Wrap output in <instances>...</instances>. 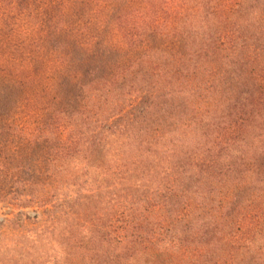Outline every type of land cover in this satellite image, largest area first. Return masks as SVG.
Here are the masks:
<instances>
[{"label":"trees","instance_id":"obj_1","mask_svg":"<svg viewBox=\"0 0 264 264\" xmlns=\"http://www.w3.org/2000/svg\"><path fill=\"white\" fill-rule=\"evenodd\" d=\"M145 2L113 10L117 39L59 56L37 126L0 88V146L45 144L46 165L16 179L31 166L9 149L0 183L46 219L82 205L77 262L264 264V0Z\"/></svg>","mask_w":264,"mask_h":264},{"label":"rangeland","instance_id":"obj_2","mask_svg":"<svg viewBox=\"0 0 264 264\" xmlns=\"http://www.w3.org/2000/svg\"><path fill=\"white\" fill-rule=\"evenodd\" d=\"M34 1L0 2V88L6 92L8 86H12L13 100L17 98L24 102V96L29 98L32 102L30 104L37 107L39 112L31 120L29 116L25 118L29 119V125L32 123V126H37L39 118L47 111L41 105L46 100L48 91L59 81L55 74L59 56L74 48L75 40L78 45L90 48L98 39H117L120 32L115 21L110 20L113 10L118 7L133 9L135 12L138 8L145 7L146 2L128 0L120 4L121 0ZM52 30L56 32L52 34ZM142 30L144 29L134 32L139 34ZM19 83L23 91L20 90ZM2 99L1 96L0 101ZM13 139L15 141L11 145L0 146V160L4 159L9 149L12 152L19 149L22 156L20 163L23 166L29 164L31 170L30 176L18 173L16 179L21 176V180H38L35 165L39 166V170H45L42 157L45 151L42 147L45 144L39 148L27 139L20 142L19 138ZM24 157L27 159H23ZM9 161L10 164H15L10 159L6 161L7 164ZM83 185L84 188H96L98 183L89 179ZM10 187L0 183V264H88L74 259L76 252H79L75 250V246L89 248L92 243L79 223L83 221L78 219V214H83L82 205L74 206L79 213L75 211L68 216L57 212L54 219H46L44 207L23 206L24 201L21 200L25 188H21L19 184ZM94 202L99 205L98 216L101 217L105 203L103 200L98 202L96 198ZM46 207L49 209L50 205ZM35 210L41 214L38 219L32 218ZM84 254L91 256L90 252Z\"/></svg>","mask_w":264,"mask_h":264}]
</instances>
